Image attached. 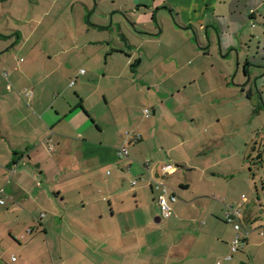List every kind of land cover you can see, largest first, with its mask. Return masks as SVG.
Wrapping results in <instances>:
<instances>
[{"label":"crops","instance_id":"obj_1","mask_svg":"<svg viewBox=\"0 0 264 264\" xmlns=\"http://www.w3.org/2000/svg\"><path fill=\"white\" fill-rule=\"evenodd\" d=\"M257 92L264 0H0V264H264Z\"/></svg>","mask_w":264,"mask_h":264},{"label":"built area","instance_id":"obj_2","mask_svg":"<svg viewBox=\"0 0 264 264\" xmlns=\"http://www.w3.org/2000/svg\"><path fill=\"white\" fill-rule=\"evenodd\" d=\"M80 73H84V70H80ZM74 81H71L70 84H73ZM25 96L30 100L32 98V91L25 90ZM144 115L148 116L149 111L147 108L143 109ZM128 135V134H127ZM140 139V135L136 134L132 137L131 142H136ZM128 140H126L127 142ZM118 156H126L127 148L125 145L120 146L117 149ZM174 165L170 163L163 164L161 167L162 174H166L173 169ZM132 184H136V181H133ZM154 189L159 190L158 193V203L161 209V216L163 218H168L171 214L170 202L175 201V196H168L166 186L161 181L154 182ZM245 198H242L240 202L236 205L227 204L224 211V220L226 223L231 224L235 230V236L233 241L230 244L229 254L226 255V259H230L234 253L241 251L245 244V236L247 234L246 230L242 229V212L241 206L244 203ZM0 203L3 204L4 200L0 198ZM12 260H15V257H12Z\"/></svg>","mask_w":264,"mask_h":264},{"label":"rangeland","instance_id":"obj_3","mask_svg":"<svg viewBox=\"0 0 264 264\" xmlns=\"http://www.w3.org/2000/svg\"><path fill=\"white\" fill-rule=\"evenodd\" d=\"M258 89H259V91L261 90L260 88H258ZM257 94L259 95L260 92H257ZM258 95H253V96L255 97V101L257 99L258 103L261 106V104L262 105L264 104V101L262 100L261 96L260 95L258 96ZM259 114H258V117L255 120H253V122H252L253 125L262 126V124H264V113L261 111ZM259 117H261V118H259ZM236 121H239V120L236 119ZM224 124H226V125H224V127H226V128L228 127L230 130H229V132L226 133L227 136L226 137L224 136V138L222 139L221 143H219V142H210L209 144H203L202 143V144H199V145H193L192 148H186L184 150V152H186L188 154V156H186V157H192V159H196V158H198V156L199 157H204V158L208 157V158L212 159L213 161L214 160L226 161V160H232V159H234L236 157L238 158L239 153L237 152L236 145L239 147V144L237 143V141H236V144H235V139L240 137V133L241 132L238 129H234V128L230 127V125L233 124L232 120L231 121H227L226 123L224 122ZM248 125H249V123H248ZM245 128L247 130V127L245 125L241 126L242 135L244 133ZM260 132H262V133H258V134H256V136H257V139L261 141L260 137H264V135H262V134H264V129H261ZM219 144H224V145H223L222 148H219ZM262 151H263V149H262ZM196 153H198L197 156H196ZM247 153H252L250 148H248V152ZM16 255H17L16 252H14L12 255L10 254V252H8L7 256H3V259H2L3 263L4 262L5 263L8 262V259H10L11 257H15L16 258Z\"/></svg>","mask_w":264,"mask_h":264}]
</instances>
